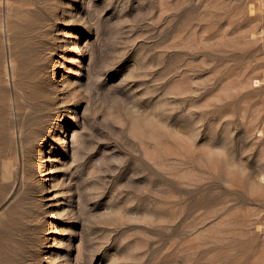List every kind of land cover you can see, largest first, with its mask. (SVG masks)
<instances>
[{
    "label": "rangeland",
    "instance_id": "obj_1",
    "mask_svg": "<svg viewBox=\"0 0 264 264\" xmlns=\"http://www.w3.org/2000/svg\"><path fill=\"white\" fill-rule=\"evenodd\" d=\"M0 264H264V0H0Z\"/></svg>",
    "mask_w": 264,
    "mask_h": 264
},
{
    "label": "bare ground",
    "instance_id": "obj_2",
    "mask_svg": "<svg viewBox=\"0 0 264 264\" xmlns=\"http://www.w3.org/2000/svg\"><path fill=\"white\" fill-rule=\"evenodd\" d=\"M36 9V8H35ZM36 52V57H34V59H33V62H32V70L34 71V72H40V70H41V68H42V66H45L46 64V60H44L43 58H42V56L40 55V52L39 51H35ZM35 54V53H34ZM34 56V55H33ZM39 84L41 85V84H43V81L41 82V80L39 81ZM45 105H47V104H45ZM44 108H43V106H40V107H37V106H35L34 107V110H33V115L34 116H41V111L43 110ZM39 110H40V112H39ZM43 115V114H42ZM72 138H75V137H72ZM71 138V139H72ZM73 140V139H72ZM36 240V239H35ZM36 242V241H35ZM19 258H21V257H19ZM35 258V257H34Z\"/></svg>",
    "mask_w": 264,
    "mask_h": 264
}]
</instances>
